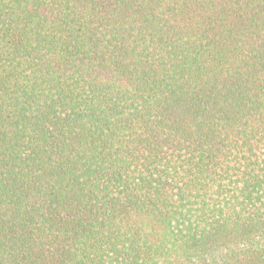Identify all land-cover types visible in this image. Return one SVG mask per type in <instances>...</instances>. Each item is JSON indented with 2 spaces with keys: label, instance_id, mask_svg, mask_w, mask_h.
I'll list each match as a JSON object with an SVG mask.
<instances>
[{
  "label": "trees",
  "instance_id": "trees-1",
  "mask_svg": "<svg viewBox=\"0 0 264 264\" xmlns=\"http://www.w3.org/2000/svg\"><path fill=\"white\" fill-rule=\"evenodd\" d=\"M0 264H264V0H0Z\"/></svg>",
  "mask_w": 264,
  "mask_h": 264
}]
</instances>
